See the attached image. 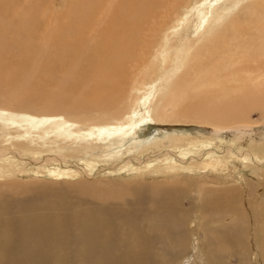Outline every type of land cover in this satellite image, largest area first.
Returning a JSON list of instances; mask_svg holds the SVG:
<instances>
[{"label": "bare ground", "instance_id": "6f19581e", "mask_svg": "<svg viewBox=\"0 0 264 264\" xmlns=\"http://www.w3.org/2000/svg\"><path fill=\"white\" fill-rule=\"evenodd\" d=\"M53 2L0 0V42L11 31L15 39L6 41V47L26 50L21 46L24 39L32 43L30 49L35 51L44 42L54 44L46 62L36 67L37 75L40 79L50 78L58 65L64 76L71 78L64 88L68 94L61 95L59 101L44 98L38 90L27 91L23 105L40 101L43 111H66L67 104L79 107L88 98L98 106L108 107L139 90L134 86L133 73L140 70L146 72L143 92L116 121L85 126L57 112L34 114L0 109L1 128L15 127L18 137L36 133L44 139L54 136L67 141H95L102 146L99 158L121 160L115 167L99 171L106 176L124 171L139 175L146 171H188L180 164L193 157L196 160L187 166L191 171L200 175V171L210 170L212 176L216 174L221 179L228 174L231 180L226 182L229 187L221 182L215 185L226 189L191 184L195 206L189 210L178 202L183 189L152 187L153 183L149 188L155 190L154 196L134 198L126 203L130 208L117 205L118 209L108 214L98 211L94 204L98 210L74 208L66 215L37 211L39 206L20 208L21 215L0 208V216L4 215L0 217V264H230L232 259H238L239 264H264V184L261 183L263 192L255 196L258 183L247 179L246 187L245 182L239 186L235 181L240 178L230 172L232 159L247 166L264 159L262 147L258 151L252 146L256 150L252 148L244 154L234 146L219 153L213 149L208 152V147L204 151L203 147L209 145L198 148L191 143V149L174 146L179 156L171 152L146 160L144 156L137 165L133 158H117L125 153L122 148L135 128V134L146 132L141 125L157 120L196 119L221 125L245 121L252 109L264 110V0H68L63 10L52 8ZM19 5H25V17L20 16L17 22L8 15ZM25 54L21 53L19 63L22 71L17 69L16 74L27 69L29 73L35 66L38 58ZM2 55L0 52V60ZM81 61L87 63L89 72L80 70L73 75L72 68ZM132 67L135 69L130 71ZM154 75L160 82L152 79ZM90 82V91L82 100L69 95L82 83ZM156 97L166 100L158 104L160 108L155 104ZM170 106L174 111H169ZM19 148L22 154L40 153L30 145ZM9 149H0V177L23 171L21 163L7 157ZM84 162L83 170L79 166L55 165L48 171L55 178L93 174L96 163ZM256 170V177H261V170ZM128 183L130 180L126 186ZM120 185H115L117 191ZM244 192L248 198L242 207L246 204L249 218L241 210L235 219L225 223L229 215L225 216L221 202H229L228 211L235 213L240 207L233 196ZM231 249L234 250L226 258L224 251Z\"/></svg>", "mask_w": 264, "mask_h": 264}, {"label": "rangeland", "instance_id": "374dc122", "mask_svg": "<svg viewBox=\"0 0 264 264\" xmlns=\"http://www.w3.org/2000/svg\"><path fill=\"white\" fill-rule=\"evenodd\" d=\"M66 1L68 0H55V2L51 3L50 5L52 8L55 7L61 10L62 8L64 9V4L66 3ZM23 7H25V5H22V7L21 5H19L18 7H14L12 10H9L10 14L8 13V16L12 19L15 18L14 20L18 22V20H20V16L23 15L25 17V11ZM12 39H15V36L12 34L11 31H7L5 35H3L2 40L0 42V52L3 53L2 58L0 60V109H7L14 112H29L34 114H56L57 112L65 115L68 119H71L73 121H76L77 123L87 126L90 124L101 122H112L122 118L124 115L123 112L125 113L126 111H128V109L132 105V101L136 99V96L140 95L139 92H143V89L145 87L144 83L146 80V76L144 75H146V72H144V70H140L133 73V77L135 78L134 86L136 89L139 90L134 91L133 94L130 96L122 98L123 100L120 99L119 101H117V103L116 101H114L113 105L108 107L98 106L92 102L93 100L91 101L88 98H86L83 101L84 104L82 103L79 107H76V105L73 106L72 104H67L68 110L66 109V111H43L41 106L42 102L40 103V101H35L34 103L32 102V105L25 106L23 105V103L25 101V96L28 93L27 91H32L34 93L36 91L37 93L38 90L39 92H42V94H44V98H48V100L55 99L56 101H59L61 95L68 94L66 93V91H64V88L68 87V83H70L71 78L69 76L65 77V73L58 65L53 68V76L50 78L47 77L45 79H40V77L37 75V71L35 70L37 69L36 67L39 66L41 61L42 64L46 62L47 52H51L52 49L55 48V46L53 47L54 44L50 46L47 42H44V46H41L37 51H35L33 49H30L32 43L24 39L22 40L24 43H22L21 46H24L27 49L21 51L20 48H10V46H5L6 41H10L11 43ZM22 52L26 53L25 56L33 57L35 55L38 59L35 62V66L32 68L31 71H29V73H27V69L26 72L18 71V73L16 74L15 71L17 69L22 71V68L19 66V63L22 59ZM87 66L88 65L87 63H85V61H81L78 63L77 66L74 65L71 71H73V75L80 70L89 72L90 68H87ZM133 68L134 67L130 68V71L135 69ZM25 69L26 67H24V70ZM50 79L54 80V82H51ZM152 79L160 82L158 76L156 75H154ZM91 86V82L82 83L80 89H78L77 87L75 89V92H73V95H69L78 100H82L87 96V92L90 91L89 89ZM157 97L155 102L157 101L158 103L156 102L155 104L158 107L160 104L163 105L166 102V100L161 101L160 97L158 99ZM127 106L129 107L128 109ZM171 108L172 107L170 106L169 111H172L173 108ZM123 109L125 111H123ZM154 115L155 117H158L157 114ZM196 116L199 117V115ZM196 120H157V122H151L149 123V125H141L139 127L141 128L142 126H144L146 132L138 131V133L135 134L134 132L138 129L135 128V130L131 132L129 136L130 138L128 137L129 143H127L126 146H123L122 148L123 152L125 153L120 154V156L117 158L124 157L126 158V161L128 159L133 158L135 165H137L138 163L140 164L142 160H144V156H146L145 160L149 159V156L156 157V155L167 154L168 152H171V154L173 153L174 157L179 156V152H177L179 150L174 149V146L177 145L181 146V148L185 147V149H191V147H193V145L190 146L191 143L196 145L198 148L201 147L203 144L209 145L203 147L204 151L208 147V152L212 151L213 149L214 151H218L219 153H222V151L224 150V153L228 151L229 148H235L234 146H236V151L241 150L244 154H246V152L252 148L255 149V147L258 149V151H264L263 109H252V111L249 112L248 118L245 121L240 122H228L221 123V125H216L217 123L207 124ZM17 133L18 131L15 127H10L3 130L1 128L0 122V149L10 148L6 152L7 157H13L10 159L14 160V162L17 161L18 163H21V165L19 164V166L23 170L20 172L15 171V173L13 174L0 177V208L6 211H12L15 215H21L20 208H34L35 206H39L36 208H40L37 209V211L40 212H45L46 210V212L49 213H58L65 215L71 212L74 208L96 209L95 207H97L99 210H96L100 212L103 211V213L108 214L110 210H114L117 205L118 207L120 205L121 207L130 208L131 205H126V203L134 198L139 200L142 197L151 198L152 196H154L155 190H153L152 187L155 185L164 187L179 186L181 189L184 190L178 198L179 205L184 210H189L195 206L194 197L190 195L192 186L191 184H201V186L207 184V186L212 187V185L215 186L218 185L219 182H221L222 185H227V187H229V183L226 182L229 181V179L231 180L228 174H226V176L221 179L219 177L222 176L216 174L212 176V172L210 170H205V173L203 171H200V175L198 172L196 173L195 171H191V169L187 166L191 165L192 162H194L195 158L193 157L189 158V161L185 160V163L180 164L181 168L186 167L188 171L183 169L176 171L175 173L172 172L173 174H156V172L154 173L153 171L152 173H150V171H146V174L143 172L141 175L124 171L123 173L118 172L116 175L113 174L110 176H106L105 174L99 173V171L103 170L105 167H115L117 164H119L121 160L116 161L115 159L109 156L107 157V160H102L101 158H99L98 156L101 154L100 150L102 149V146L101 144L96 143L95 141H76L72 139L67 141L54 136L44 139L39 137V135L36 133L27 137H18ZM181 138H184V141H180ZM22 144L30 145L34 149L37 147L40 153L36 154L34 152V154L31 155L22 154L20 153L19 148V146L21 147ZM225 147L227 148V150ZM261 147L263 150L260 149ZM9 153H11V155ZM63 154L66 156L64 157ZM200 154L201 153H199L198 155ZM55 155L62 156H59V158L61 157L60 159H54ZM86 160L94 161L96 163L93 174H86L84 172L85 174H83L85 176L81 174L79 177L61 178H55L49 174L48 169L55 167V165H60L61 167L65 165H69L71 167L79 166L78 168H80V170H83V165L85 163L84 161ZM257 163L259 167L256 165ZM253 164L256 166H254ZM256 164L252 163L247 166L244 162H236L235 159H232V169L230 170V172L233 171V175L235 174L237 178H240L239 181H235V184L241 186L240 183L243 184L245 182L244 184L246 185L244 186L246 187L247 183H249V180L250 182L254 180L253 182L255 184L258 183L260 185L259 188H257L258 190L255 189L254 191L257 194L255 195V193H253V195L255 196L263 192V189L261 188V183L264 184V182H262L261 180H264V159H262L261 161H257ZM122 165H124V161L120 164V166ZM250 166L252 169L250 168ZM256 167L259 171L261 170L260 172L263 174L261 177H256ZM179 172L182 174H180ZM164 175L166 176V178ZM132 179H134V181H132ZM129 180L130 183H128V186H126ZM172 180L175 181L173 182ZM115 185H120L119 187H122L121 190L117 191L118 189L115 188ZM151 185L152 187L149 188V186ZM126 187H131L130 189H132L133 191H129V189ZM215 187H217L218 189L227 188L226 186ZM244 190L245 189H243V191ZM115 191H117L118 194H116L117 192ZM246 195L247 192L236 194V196H233V201H237L240 207V210H237L235 213L228 211L227 208L229 207V202H221V207L225 212V216L229 215L224 220L225 223H229L231 220L235 219L237 215L241 212V210H244L245 216L249 218L246 204L245 208L242 207V204L247 202L246 199L248 198V196ZM64 203L65 205H67L65 206ZM93 204L95 205V207ZM69 206L72 209L68 208ZM116 209L118 208L116 207ZM206 214L207 212L204 210L203 215L205 217ZM0 217L3 218L4 215H1ZM233 250L234 249L224 251L226 258H229ZM229 263L239 264V261L238 259H232V261L229 260Z\"/></svg>", "mask_w": 264, "mask_h": 264}]
</instances>
